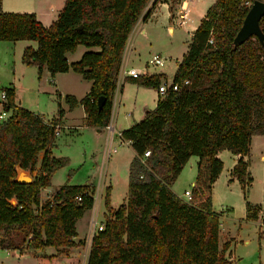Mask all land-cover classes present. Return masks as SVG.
I'll return each mask as SVG.
<instances>
[{
    "label": "trees",
    "instance_id": "16d2710c",
    "mask_svg": "<svg viewBox=\"0 0 264 264\" xmlns=\"http://www.w3.org/2000/svg\"><path fill=\"white\" fill-rule=\"evenodd\" d=\"M253 1L215 0L174 73L178 89H169L141 120L121 131L135 151L127 198L113 208L106 186L104 228L92 237L86 264H231L225 254L229 242L219 243L220 213L212 207V190L223 169L217 154L228 149L240 155L231 175L247 199L253 178L244 156L250 153L252 136L264 135V43L255 35L237 46L233 42ZM149 2L66 0L46 26L33 12L4 11L0 0V40L36 41V47L24 48L22 61L37 66L39 76L46 66L52 75L72 69L91 80L83 97L66 94L64 100L69 109L83 105L85 125L103 128L110 121L128 36ZM260 26L264 32V14ZM79 44L99 50L68 62L66 53ZM161 77L129 79L158 88ZM5 91L3 108L11 111L0 120V229L15 235L0 237V246L77 245L76 222L94 206V186L65 183L40 200L41 189L51 185L52 175L69 160L51 153L55 126L61 127L66 110L59 104L56 115L45 119L17 105L13 88ZM147 149L150 154L143 159ZM192 155L198 156L197 173L191 198L184 200L171 185ZM20 169L35 172L33 179L18 181ZM246 207L247 218L256 219L259 207L248 200ZM64 260L56 254L39 256L40 264H80L77 256Z\"/></svg>",
    "mask_w": 264,
    "mask_h": 264
},
{
    "label": "rangeland",
    "instance_id": "374dc122",
    "mask_svg": "<svg viewBox=\"0 0 264 264\" xmlns=\"http://www.w3.org/2000/svg\"><path fill=\"white\" fill-rule=\"evenodd\" d=\"M157 1L158 0H150L143 10L141 18L147 15ZM180 1L181 0H169L171 11L167 9L165 5L156 7V10L150 13L148 18L141 24L140 30L143 29L145 33L143 35H140L138 32L134 33L128 51V65L133 64L144 69L145 74H156L155 72L166 73L167 75L162 74L161 82L167 81L169 83L172 80L177 67L176 65L180 63L188 50L192 32L196 28H194V25L201 17H204V14L215 0L189 1L190 8L188 16L181 25L176 21L178 14L175 12L179 8ZM13 44L14 43L9 41H0L1 79H16L15 102L21 100V106L42 113L45 117H52L57 113L59 104H63V102L66 103V101L63 99L60 102L58 92L54 89L53 83L49 79H42V83L38 87L37 75L35 76L32 73H28L30 71H26V69L22 71L18 66L14 67L13 70L11 61L15 60V56L19 53L17 46ZM81 46L85 48V45ZM88 50H92V48ZM153 54L162 56L165 59L164 64L157 67H146L148 59ZM78 55L79 51L75 52L70 58L77 61L81 58ZM5 62L7 64L4 66L3 63ZM77 76H79V79H77ZM65 79L69 84V89L73 90L76 95L84 94L86 89L84 84L88 80L83 79L80 75H74L68 80L67 78ZM2 86L0 82V112L3 110L1 98ZM67 93L70 94L69 92ZM128 98L131 102L134 101V98L131 97V93H128ZM119 110H121V107L117 108V112H119ZM139 115V110L135 105L133 117L138 118ZM77 120L78 116H74L71 122H76ZM121 120L122 121L118 120V122L116 120V126L118 128L123 127L127 123L125 119V121L123 119ZM83 126L85 127L76 130L67 127L64 133L63 131L60 133L58 139L62 140V143H60L57 153L58 155L70 157L71 162L68 160L69 163L57 170L52 178V184L54 185L53 187H57L59 184H63L66 181H71V178L73 182L81 184L91 182L94 184L96 190L94 188L92 193L98 205L96 219L99 223L104 224L105 218L100 212V206L101 203L102 205L105 203L106 186L112 185V187H110L111 205L119 206L123 203L128 193L129 163L134 156V150L130 144L122 141L120 142L118 136L113 138L112 147H109L110 140L107 138V129L98 132V128L86 125ZM113 147H116L115 151ZM222 152L224 155L230 153L228 149H224ZM41 157L42 155L40 152L38 155L39 162ZM193 158L189 160L172 183L171 187H173L175 193H181L186 187L190 186L188 184L189 179H191L194 173L192 168ZM253 159L255 162H258L259 156L253 155ZM36 168L39 167L36 165ZM254 169L253 175L256 179H254V192L257 195L264 187V183L257 179L258 174L256 168ZM224 172L217 181L212 196V207L221 214L219 243L222 246L225 241L229 242L230 248H228L232 251L231 264H264V226H260L254 220H247L244 218L243 192L237 183L232 185L231 182L227 181L226 173ZM34 174L35 172L31 175ZM53 192L54 190L43 193L42 196L46 197L47 195L50 198ZM12 202L14 201L12 200ZM92 211L93 208L87 213L88 215L86 214V217L80 220V234H83V231L90 228L89 220H91ZM106 213L107 210L104 214ZM2 232V229H0V233ZM9 232L11 234H8L9 236L15 235L14 231ZM88 241L90 245V238H88ZM75 245L76 244L71 246ZM67 247L70 246L60 247L57 250L58 253L69 251ZM89 249L90 246L88 248L87 246L85 247L84 244L81 255L79 256L80 264H86ZM26 258L27 256L22 257L20 261ZM28 259L30 258L28 257L27 260ZM14 261L15 259L10 257L4 249H0V264H9ZM29 261H31V259Z\"/></svg>",
    "mask_w": 264,
    "mask_h": 264
},
{
    "label": "crops",
    "instance_id": "0c3cea01",
    "mask_svg": "<svg viewBox=\"0 0 264 264\" xmlns=\"http://www.w3.org/2000/svg\"><path fill=\"white\" fill-rule=\"evenodd\" d=\"M65 1L66 0H2L1 5H2V9L4 11H7V12H33V13H35L37 19H39L44 25L48 26L53 21L56 20V18L58 17V14L60 13L61 9L64 7ZM188 1H191V0H188ZM161 5H165V7L170 10V4H169L168 0H158L155 3V5L153 6V8L150 9L149 13L144 18H141V16H140L139 19L133 25V28H132L129 36H128V39H127V42H126V45H125V48H124V51H123L122 60H121V62H124L125 65L139 68L136 65H133V64L128 65L127 64L128 61H129L128 60V51H129L130 45L132 43L133 35L136 32L140 33V35L141 34L143 35L145 33V31L143 29L140 30L142 22L145 21L148 18L150 13H153L156 10V7H159ZM189 8H190V6H189ZM177 10L175 11L176 14H177ZM205 14H204V16H205ZM202 18L203 17H201L196 22V24L194 25V28L199 25V23H200ZM139 30H140V32H139ZM0 41L3 42V41H7V40H0ZM33 41L34 40H26V39L17 40V41H9V42L14 43L13 45L17 46V50L19 52L15 56V60L11 61V65L13 66V70H14V67L18 66L19 69L22 70V71H24V69H26V71H30L28 73H32L35 76L37 75L36 78H37V83H38L37 86L38 87L42 83V79H45V80L49 79L53 83L54 89L61 94L60 102L64 99V96L66 94H68L67 92H69L70 94L75 95L77 98H81L90 90L92 81L89 80V79L83 78L80 73H78V72H76V71H74L72 69H70L68 71H65V72H57L54 75H52L50 73V71L46 68V66H44L42 71H41V75L39 76L38 75L37 66H35V65H26L22 61V53H23V50H24V48L26 46L36 47L37 43H36V41H34V42ZM81 45H83V44H79L75 51L66 53V57H67L68 62L75 61V59H71L70 56H72L77 51H79V55L78 56L81 57L82 54L85 51H87L88 49L92 48V50H99V47H96V46H92V47L85 46V48H83L84 46H81ZM3 64L5 66L7 63L5 62ZM176 66H178V65H176ZM176 69H177V67H176ZM155 73L156 74H165V75H167L164 72H155ZM74 75H80V77H82L83 79L88 80L84 84L86 89H85L83 95H76L75 92L73 90L69 89V87H68L69 84L66 82L65 78H67V80H68L69 78H71ZM77 77H78L77 79H79V76H77ZM172 79H173V77H172ZM15 80L16 79H14V78H12L11 80H5V79H1V77H0V82L4 86V87L2 86L1 91L5 90V88H13L15 93H16V83H15L16 81ZM128 93H131V97L134 98L133 99L134 101L131 102L129 100ZM161 97L162 96L159 93L158 88L151 87V86L140 85V84H137L135 82L130 81L129 77H125L124 79H122L117 84V87L115 89V94H114V99H113V105H112V111H111L109 124L106 127L99 128L98 129L99 131L98 130L97 131L98 132H102L104 129H107V138H109V140H110L109 147H112L111 144H112V142L114 140L113 138L115 136L119 137L120 142L122 141V142H126V143L130 144L129 140H125V139L122 138L121 131L123 129H125V128L130 127L136 121L141 120L144 117V115L146 114V111L149 110V109H153L156 106L158 99L161 98ZM15 98H16V95H15ZM5 102H6V100L2 98V108H3V105H4ZM15 103L17 105H20L21 100H19L18 102H15ZM61 105L66 110V112H65V115H64V117L62 119V125L60 127V132H59V134L57 136H55L54 143H53V145L51 147V153L54 156H64V155H58V153H57V150L59 149V145H60V143H62V140L58 139L59 135H60V133L62 131L64 133V130L67 127H71V128H73L75 130L78 129V128L85 127V126H83V125H85L83 121H84V117L86 116V112L84 110L83 105L80 104V105L74 107L73 109H69L68 108V104L65 103V102H63V104L61 103ZM135 105L137 106V108L139 110V114H140L138 118L133 117V111H135ZM120 107H121V110H119V112H117V108H120ZM36 113H39V112H36ZM39 114L43 115L42 113H39ZM55 115L56 114H54L53 116H55ZM74 116H78V120L76 122H71L72 119L74 118ZM43 117L45 119L52 118V117H45L44 115H43ZM121 119H123V120L125 119L127 123L123 127L118 128L116 126V120L118 122V120L122 121ZM130 146H131V144H130ZM113 150L115 151L116 147H113ZM223 150L224 149L220 150L218 152V154H217L218 157L221 158V160L223 161V169H222L221 173L219 174V176L216 178V180L213 183L212 196H213V193H214L215 185H216L217 181L220 179V177L222 176V173L224 171H225L224 173H226L227 181L231 182L232 185L237 183L238 186L240 187L241 191L243 192V190L241 188V184L238 181V179L231 175V170L234 167V165L237 163V160L240 157V155L233 154L231 151H230V153L228 155L227 154L224 155L223 152H222ZM41 155H43V151H41ZM134 155H135V151H134ZM253 155H258L259 156V161L258 162H255V160L253 159ZM193 157H195V158H193ZM68 158H69V162H71L70 157H68ZM191 158L194 159L193 162H192L193 163L192 168H193V172L194 173H193L191 179H189V183L188 184L190 186L186 187L183 190V192L176 193L179 197H181L184 200H188L186 198V196L184 195V191L187 190V189H190V190L192 189V187L194 185V182H195V178H196L198 156H190L189 159L187 160V162L183 165L181 170L184 169V167L186 166V164L189 162V160ZM244 159L249 162V167L248 168H249V172H250V174H251V176L253 178V180H252V182H251V184L249 186L247 199H245L244 195H243V199H244L243 200L244 218L248 220V218H247V207H246V200H248L252 204H255V205H257L259 207L258 208V210H259L258 217L256 219H250V220L256 221L260 226H264V187L260 190L259 194H257V195L255 194V192H254V182H255L256 179H255V177L253 175V169L256 168V172L258 174L257 175L258 176L257 179L261 180L264 183V135L255 134V135L252 136L250 153L248 155H245ZM39 166H40V162L37 163V167H39ZM22 171H25V170L20 169L19 170V174ZM26 173H28L31 176V179H33V175H31L29 171H27ZM55 173L52 175V178L55 175ZM128 177H129V173H128ZM52 178H51V185L41 189V193H40L41 201H44L46 198H49V196H47V195H46V197H43L42 196L43 193L51 192L52 190H55L57 187L62 185V184H59L57 187H53L54 185L52 184ZM70 180L71 181H66L65 183L81 184V183L73 182L72 178ZM65 183H63V184H65ZM89 183H91V182H89ZM92 185L94 186V188L96 190L95 185L94 184H92ZM109 186L112 187L111 184ZM171 188L174 191L173 187H171ZM126 198H127V196L125 197L124 201L126 200ZM94 201L95 202H94V206L92 207L93 211H92V215H91V220H89L90 221V227H91L92 220L97 218L96 217V212H97L98 205H97L96 198L94 199ZM111 206L113 208H117L118 207V206H115V205H111ZM90 209L91 208L85 210L83 216L81 218H79L77 220V222H76L77 235L73 237V241L80 242V243L75 245V246L67 247L69 249V251H67V252L58 253V251H57L58 249L56 247H54V246H46L45 248H27L25 245H22L19 248H15L14 246L11 245L12 247H9V248L0 246V249H4L10 257L15 259V261L13 263H9V264H40L39 256L44 255V254H56L57 255V253H58L57 256H58V258L60 259V261L62 263H65L64 257H66L68 255L77 256L79 258V256L81 255L82 248H83L84 244H85V247L87 246L89 248V246H90L89 245V241H88L90 228L85 230V231H83L84 232L83 234L79 233V222H80L81 219L86 217V214L90 212ZM105 211H106V209H105L104 203H103V205L101 203L100 212H101V214L103 216H104ZM103 220H104V218H103ZM2 231H3L2 232L3 234L0 233V237L8 238L9 237L8 233H6L3 229H2ZM90 242H91V239H90ZM229 248L226 251V256L228 257V259L230 261H232V251L229 250ZM25 256H27V258L29 257L31 259V261H29L30 259L27 260V258L25 260L20 261V259L22 257H25Z\"/></svg>",
    "mask_w": 264,
    "mask_h": 264
},
{
    "label": "built area",
    "instance_id": "2783aa9c",
    "mask_svg": "<svg viewBox=\"0 0 264 264\" xmlns=\"http://www.w3.org/2000/svg\"><path fill=\"white\" fill-rule=\"evenodd\" d=\"M189 12V1L188 0H181L179 3V8L177 10L178 18L177 22L178 24H183L185 22L186 17L188 16ZM209 42H213V38H209ZM165 62V59L158 55V54H153L147 61L146 67H157L160 65H163ZM142 75H145L144 69L133 67V66H127L124 64V62H121L119 71H118V80L117 84L124 79L125 77H140ZM185 83H188V80H185ZM176 90L178 89V84L171 80L169 83L167 81L161 82L160 85L158 86V91L161 94V96H164L169 89ZM1 97L5 100H7V95L6 91L2 90L1 91ZM11 109L6 110L3 108V110L0 112V120L6 118V116L9 114ZM60 132V126L56 125L55 126V136L58 135ZM150 154V150L147 149L144 152L143 159ZM184 195L186 198L189 200L191 198V190L187 189L184 191ZM104 228L103 223H99L96 219L92 220L91 227L89 230V238L92 240V237L98 233L100 230Z\"/></svg>",
    "mask_w": 264,
    "mask_h": 264
},
{
    "label": "water",
    "instance_id": "95a60500",
    "mask_svg": "<svg viewBox=\"0 0 264 264\" xmlns=\"http://www.w3.org/2000/svg\"><path fill=\"white\" fill-rule=\"evenodd\" d=\"M263 14L264 0H254L234 38L233 42L235 46L243 43L253 35H255L262 44L264 43V32L260 26V19L262 18ZM103 102L104 96H100L98 98V106L101 107ZM17 180L21 182H30L32 179L28 173L22 171L19 174Z\"/></svg>",
    "mask_w": 264,
    "mask_h": 264
}]
</instances>
